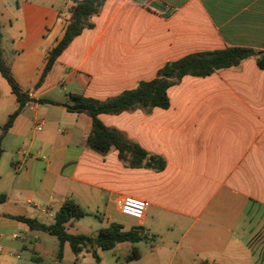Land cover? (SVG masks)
Instances as JSON below:
<instances>
[{"label": "crops", "instance_id": "0c3cea01", "mask_svg": "<svg viewBox=\"0 0 264 264\" xmlns=\"http://www.w3.org/2000/svg\"><path fill=\"white\" fill-rule=\"evenodd\" d=\"M5 3L4 59L33 101L2 141L0 264L62 263L70 245L62 259L40 254L50 251L40 235L33 237V256L22 258L19 244L33 231L12 217L50 225L67 199L87 213L67 224L70 234L96 238L116 223L145 236L137 244H118L108 250L111 255L88 247L79 263L264 264V68L255 57L208 76L182 77L167 90V109L98 116L162 160V169L157 161L132 166L130 156L123 160L116 149L91 150L92 118L67 108L72 95L104 102L135 89L190 54L233 47L263 52L264 0H106L92 27L73 39L44 76L74 1ZM13 11L15 20L8 15ZM18 107L11 88L3 87L0 127ZM21 139L25 149L15 148ZM123 196L147 203L143 219L120 213L117 200ZM134 248L140 256L128 260Z\"/></svg>", "mask_w": 264, "mask_h": 264}, {"label": "trees", "instance_id": "16d2710c", "mask_svg": "<svg viewBox=\"0 0 264 264\" xmlns=\"http://www.w3.org/2000/svg\"><path fill=\"white\" fill-rule=\"evenodd\" d=\"M74 5L70 11L68 26L62 39L49 52L47 64L43 76L53 67L60 54L69 46L75 37L80 35L86 28H91V18L96 15L106 0H73ZM2 32L0 25V74L9 84L12 93L15 95L19 107L8 118L1 127L0 134V160L3 153L2 141L9 130L13 127L16 118L23 108L33 99L29 93L23 91L15 80L10 66L6 63L2 50ZM256 58L261 68H264V51L257 52L253 49L233 47L214 52L190 54L181 60L165 66L159 71L156 79L148 82H141L139 86L132 90H127L120 95L107 101H98L85 98L79 95H72L73 104L67 108L73 113H85L92 118V128L87 140V146L99 153L107 154L112 149L119 151L123 160L129 161L132 166H153L152 161H157V169L163 168V161L149 156L140 146L127 140L117 130L106 127L99 119L101 114L117 115L125 111L138 108L151 110L153 108L167 109L169 98L167 90L184 76H208L216 71L230 69L239 66L243 61ZM174 73L172 79H166V75ZM37 102L46 103L47 100ZM5 195L0 196V202L5 200ZM87 213L72 199H67L60 211L56 214L55 222L47 225L36 219L26 217H12L25 223L32 231H40L57 237L59 241L58 258L62 259L65 244H69L74 254H79L88 247H96L103 251L113 250L118 244L131 242L137 244L145 240V236L140 229L124 231L122 226L112 223L100 230L96 238L85 235L70 234L67 224L73 219H80ZM140 253L134 248L128 256V260L138 259ZM98 260V255L94 253Z\"/></svg>", "mask_w": 264, "mask_h": 264}, {"label": "rangeland", "instance_id": "374dc122", "mask_svg": "<svg viewBox=\"0 0 264 264\" xmlns=\"http://www.w3.org/2000/svg\"><path fill=\"white\" fill-rule=\"evenodd\" d=\"M6 1L7 0H0V9L5 8V7H3V5H6V3H5ZM11 1H16V0H11ZM15 13H16L15 11H13L12 13L9 12L8 15H10V14L14 15V20H15V18H16ZM15 26L18 27L16 23H15ZM5 59H6L5 61L7 63V58H5ZM1 83H2V85H1ZM3 87L8 92L10 91L9 84L7 83V81L0 74V91L3 89ZM1 133H2V130L0 131V134ZM23 144H24V140L21 139L20 142L18 143L17 147H15V148H17V149L18 148L25 149ZM75 229H77V228L74 226L73 229H71L72 232H74ZM19 234H21V233H19ZM35 235H40L41 237H43V239H46L47 242H46L45 247H46L47 250H50V251H40L39 252L40 254H51V253H57L58 254L59 241H58L57 237L51 236V235L43 233V232L33 231V232H31V236L29 237L27 242H25L24 244H22V243L19 244L20 251H21L20 255H21L22 258H31L33 256V254L35 252L34 251V245L36 243V241L34 240L33 237ZM24 245H27L28 249L24 248ZM112 252L113 251H105V252H101V253H105V255H111ZM75 259H77V260H75ZM79 260H81L79 254H75L74 255L72 253V251L69 250L66 259H64L62 261V263H60V264H83V262L79 263ZM53 264H55V263H53Z\"/></svg>", "mask_w": 264, "mask_h": 264}, {"label": "built area", "instance_id": "2783aa9c", "mask_svg": "<svg viewBox=\"0 0 264 264\" xmlns=\"http://www.w3.org/2000/svg\"><path fill=\"white\" fill-rule=\"evenodd\" d=\"M159 15H165L167 13L166 10L163 11H156ZM43 125V122L36 124V129L40 130ZM117 207L122 215L127 217L141 220L144 217L145 211L147 209V203L144 200L130 197V196H123L117 200ZM17 238V235L13 236Z\"/></svg>", "mask_w": 264, "mask_h": 264}, {"label": "water", "instance_id": "95a60500", "mask_svg": "<svg viewBox=\"0 0 264 264\" xmlns=\"http://www.w3.org/2000/svg\"><path fill=\"white\" fill-rule=\"evenodd\" d=\"M173 76H174V73H170V74L166 75L165 78H166V79H172Z\"/></svg>", "mask_w": 264, "mask_h": 264}]
</instances>
